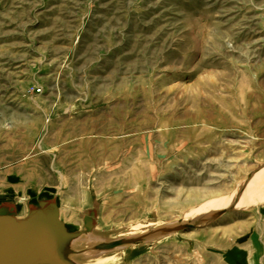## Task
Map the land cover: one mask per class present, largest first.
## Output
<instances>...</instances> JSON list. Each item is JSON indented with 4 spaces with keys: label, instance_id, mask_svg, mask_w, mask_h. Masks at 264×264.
<instances>
[{
    "label": "rangeland",
    "instance_id": "obj_1",
    "mask_svg": "<svg viewBox=\"0 0 264 264\" xmlns=\"http://www.w3.org/2000/svg\"><path fill=\"white\" fill-rule=\"evenodd\" d=\"M1 205L70 264H264V0H0Z\"/></svg>",
    "mask_w": 264,
    "mask_h": 264
},
{
    "label": "water",
    "instance_id": "obj_2",
    "mask_svg": "<svg viewBox=\"0 0 264 264\" xmlns=\"http://www.w3.org/2000/svg\"><path fill=\"white\" fill-rule=\"evenodd\" d=\"M49 202H40V212L48 208ZM12 207L1 205L0 207V264H70L65 257H59L54 250L56 246L47 249L45 243H35L39 233L49 232L42 222H45L39 212L35 211L25 219H17L10 213ZM39 214V215H38ZM91 225V221H88ZM55 229L65 231L62 225L53 226ZM52 233V232H51ZM61 233V232H60ZM47 235L46 233H44ZM52 235H55L52 233ZM57 238L60 241H68V238ZM64 236V235H61ZM66 260V262L58 261Z\"/></svg>",
    "mask_w": 264,
    "mask_h": 264
},
{
    "label": "built area",
    "instance_id": "obj_3",
    "mask_svg": "<svg viewBox=\"0 0 264 264\" xmlns=\"http://www.w3.org/2000/svg\"><path fill=\"white\" fill-rule=\"evenodd\" d=\"M35 91L36 92H40V88H35Z\"/></svg>",
    "mask_w": 264,
    "mask_h": 264
}]
</instances>
